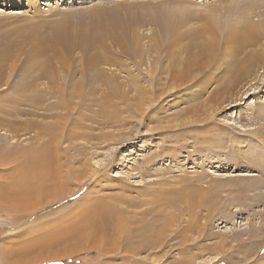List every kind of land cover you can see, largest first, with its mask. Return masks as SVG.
<instances>
[{
  "label": "rangeland",
  "instance_id": "rangeland-1",
  "mask_svg": "<svg viewBox=\"0 0 264 264\" xmlns=\"http://www.w3.org/2000/svg\"><path fill=\"white\" fill-rule=\"evenodd\" d=\"M0 190L33 264H264V0H0Z\"/></svg>",
  "mask_w": 264,
  "mask_h": 264
},
{
  "label": "bare ground",
  "instance_id": "bare-ground-1",
  "mask_svg": "<svg viewBox=\"0 0 264 264\" xmlns=\"http://www.w3.org/2000/svg\"><path fill=\"white\" fill-rule=\"evenodd\" d=\"M46 5H49V3H47ZM45 153V152H44ZM24 165V164H23ZM45 173V172H44ZM28 177V176H27ZM41 177V176H40ZM37 178V177H36ZM38 178H39V176H38ZM45 179V178H44ZM43 179V180H44ZM23 180H27V179H24L23 178ZM22 180V181H23ZM29 180V179H28ZM34 179H32L31 180V183H28V182H25L24 181V183H27V184H32L33 185V183L35 182H32ZM36 180V179H35ZM35 185V184H34ZM19 186V187H18ZM17 186V188L18 189H22V192H23V194L25 195V197L24 198H26L27 197V192H29V190H24L25 188L23 187V185H21V184H19ZM35 187H37V186H35ZM28 188V187H27ZM33 188L34 187H32V188H30L31 190L30 191H33ZM1 191V190H0ZM41 191H44V187H43V189H41ZM2 198H4V196L2 195V196H0V199L2 200ZM4 199H6V198H4ZM25 200H27V198L25 199ZM1 203V202H0ZM27 205H23V207H19V208H24L25 210L24 211H26V209H27V207H26ZM18 208V209H19ZM98 213L99 214H103V215H107L105 218L107 219V223L108 224H106V226H108L110 229H114L115 227H116V225L118 224V222L117 221H121V218H118V220L117 219H115L114 218V215H118L119 217H121L120 216V213L119 212H117V210H115V208L113 207V205H110L109 203L107 204H104V205H102V207H100V209L98 210ZM83 225V224H82ZM81 226V225H80ZM86 226V225H85ZM105 226V227H106ZM82 227V226H81ZM84 228V227H83ZM84 230H86V229H84ZM83 230V231H84ZM106 230V229H105ZM81 232V231H80ZM133 233V232H132ZM135 234V233H134ZM65 236V235H64ZM67 237V236H66ZM68 238V237H67ZM61 239V238H60ZM7 240H9V239H7ZM6 239L3 241V242H5V241H7ZM66 240V239H65ZM57 241H60V240H57ZM116 241H118V240H116ZM52 242V241H51ZM54 242V241H53ZM52 242V243H53ZM47 243H49L50 244V242H47ZM56 243V242H55ZM59 243V242H58ZM57 244V243H56ZM153 244V243H152ZM39 245V244H38ZM52 245V244H51ZM36 246H37V244H36ZM31 247L32 246H30V247H28L26 250H24V251H19L21 254H23V252H31L32 251V249H31ZM3 248H5L6 249V247L4 246ZM14 248H16L17 249V247H14ZM33 248V247H32ZM11 249V248H10ZM7 250V249H6ZM11 251V250H10ZM14 251V250H13ZM35 251V250H34ZM18 252V253H19ZM12 253V252H11ZM10 253V254H11ZM35 253V252H34ZM13 254V253H12ZM66 255H67V253H65ZM69 254H72V252L71 253H69ZM9 255V253H7V251L5 252V256L6 257H9L8 256ZM43 255V254H42ZM13 256V255H12ZM11 256V257H12ZM33 256V255H32ZM32 256L30 257V259L29 260H25V257H24V259H19L18 261H17V259H15L14 258V260L12 261V262H10V261H8V262H5V260H4V258H2V257H0V260L2 261V263L3 264H33V262L34 263H36V261H33L32 260ZM50 256V255H49ZM46 256V259L45 258H42L41 257V261L43 262V261H47V260H51L50 258H54V260H56L55 258V256L54 257H52V256ZM62 256V255H61ZM40 261V262H41ZM53 261V260H52ZM15 262H18V263H15Z\"/></svg>",
  "mask_w": 264,
  "mask_h": 264
},
{
  "label": "crops",
  "instance_id": "crops-1",
  "mask_svg": "<svg viewBox=\"0 0 264 264\" xmlns=\"http://www.w3.org/2000/svg\"><path fill=\"white\" fill-rule=\"evenodd\" d=\"M5 239V238H4ZM32 244L30 243V242H28V243H24V246H18V245H16V244H14V243H12V244H10L9 242H0V257H2V258H4V260H5V262H8V261H10V262H12L13 260H14V258L15 259H17V261L19 260V259H24V257H25V260H29L30 259V257L32 256V255H34V254H27V253H29V252H23V254H21L19 251L21 250V251H24V250H26L28 247H30ZM6 247V249L5 248H3V247ZM14 247H17V249L16 248H14ZM33 247V248H32ZM31 247V249H32V251H34L36 248H35V246H34V244H33V246ZM11 248V249H10ZM11 250V251H10ZM14 250V251H13ZM7 251V253H9V257H6L5 256V252ZM13 254H12V253ZM19 252V253H18ZM35 252V251H34ZM11 253V254H10ZM27 254V255H26ZM13 255V256H12ZM12 256V257H11ZM1 261V260H0ZM2 262V261H1ZM15 263H18V262H15Z\"/></svg>",
  "mask_w": 264,
  "mask_h": 264
}]
</instances>
